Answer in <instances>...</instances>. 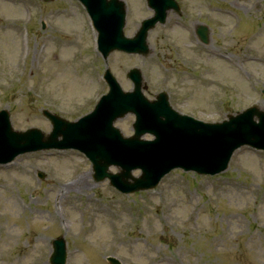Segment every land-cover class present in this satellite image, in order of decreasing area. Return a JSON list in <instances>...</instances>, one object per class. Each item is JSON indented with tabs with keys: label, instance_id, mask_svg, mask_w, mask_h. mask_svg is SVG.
Returning <instances> with one entry per match:
<instances>
[{
	"label": "rangeland",
	"instance_id": "obj_1",
	"mask_svg": "<svg viewBox=\"0 0 264 264\" xmlns=\"http://www.w3.org/2000/svg\"><path fill=\"white\" fill-rule=\"evenodd\" d=\"M126 1L124 32L130 37L149 12L141 0ZM179 1L196 25L209 24L207 47L192 45L170 21L149 33L148 57L112 53L104 62L91 58L90 31L70 0L41 3L43 11L31 0H0V110L8 111L13 130L47 133L43 109L68 120L90 112L107 90L100 78L105 65L123 90L131 89L125 73L140 69L148 99L166 91L174 108L207 121L258 103L264 64L246 62L249 56L264 61V0L261 6L257 0H222L240 11L231 20L208 9L213 0ZM23 4L31 9L25 14L31 18L29 37L20 33ZM199 15L206 18L198 22ZM45 20L60 24L65 35L57 31L54 40L53 30L40 29ZM208 52L229 54L261 83L252 89ZM257 108L264 111V97ZM132 121L127 116L114 126L126 137ZM182 174L172 171L154 191L123 197L107 182L94 183L89 163L76 152L17 157L0 168V264H49L57 237L67 243V264H107V257L121 264H264V153L241 148L224 173L197 182L183 174L186 184ZM85 176L81 187L74 183Z\"/></svg>",
	"mask_w": 264,
	"mask_h": 264
},
{
	"label": "water",
	"instance_id": "obj_2",
	"mask_svg": "<svg viewBox=\"0 0 264 264\" xmlns=\"http://www.w3.org/2000/svg\"><path fill=\"white\" fill-rule=\"evenodd\" d=\"M114 5H108L106 6L108 9L114 10L117 14L118 12L121 14L122 12V8L120 5H116L115 3H113ZM100 8L103 9V6H99ZM116 15V14H115ZM95 17L96 20L99 24V26L101 27V29H105V30H110L113 34L116 33V28L114 27H109L108 24V20L106 18V16L104 14H102L101 12L96 11L95 13ZM116 17H118L116 15ZM144 33L145 36V30L142 31ZM131 96H135L131 95ZM104 101H106L107 103L104 104L102 107H99L97 109V111L90 116L87 120H85L83 123H81L79 125L82 126L83 124L87 123L89 120L91 122V125L95 127L97 133L99 135H104V136H108V132H109V126L111 124L112 121H114L117 117L123 115L126 110L130 109L128 106L131 102L126 101L124 103H121V101L118 103L117 102V98H104ZM139 102L138 100L132 101V103H136ZM153 105H149L147 106V108L151 109L153 112V115L155 116L156 119H159L161 116L166 115L168 112L165 109L162 108H152L151 106ZM261 119H264V115H261ZM162 118V117H161ZM0 119L2 121V131H8V124H7V114L5 112L0 114ZM53 121L56 123V119L52 118ZM166 119L168 122L173 123L175 122L173 119L175 118H171L168 115L166 116ZM245 121H250V117H243L241 120V123L245 122ZM251 122V121H250ZM233 123L231 124H226V128H229V126H231ZM250 124V123H249ZM57 125V123H56ZM181 127L178 128V132L182 135H186L187 137L193 139V141H195V137L198 140L201 141H212L211 145L216 144L218 147V150L213 151L212 154L210 155H205L203 157L198 158L194 155V158L196 161L200 162H207L209 163V165H211L210 161L215 160V163L213 164L215 168H222L225 166L224 163H226L229 155L231 154L232 150L239 145V140L238 139H233L237 141V145L236 143H232L231 145H228L226 142V137H227V133L226 130H220L216 133L211 132V131H203L201 129H199L198 127L191 125V124H182L180 125ZM1 128H0V145H1V139L4 140L2 134H1ZM139 129L141 128L140 126L138 127ZM57 132H60V129L57 128L56 130ZM64 133V132H63ZM70 133H73V130L70 131ZM6 136H8L10 133H5ZM30 134H27L25 136H18V137H11L10 140H8V143L12 144L15 146L16 149L19 150V152H23V151H31V150H37L38 146H40V139H36V135L33 134L32 136H28ZM36 144V145H33ZM157 145H160L158 140L156 142L153 143H146L143 144L142 146V151H146L150 146L155 147ZM236 145V146H235ZM235 146V147H234ZM219 152H221L222 154H220ZM219 155V156H218ZM205 159V160H203ZM210 160V161H207ZM107 164V163H106ZM104 164V166L106 165ZM174 164L173 161H169L166 163V165H163L159 168V170L155 173V177L157 178L162 172H164L167 168H170L172 165ZM200 165V164H199ZM197 166V169L199 170H205L204 168H202L201 166ZM62 243V242H61ZM63 244V243H62ZM54 245L57 247L59 244L58 243H54ZM65 254H64V248L60 249L59 251L54 252V254L52 255L51 258V263L52 264H62L63 263V258H64Z\"/></svg>",
	"mask_w": 264,
	"mask_h": 264
},
{
	"label": "bare ground",
	"instance_id": "obj_3",
	"mask_svg": "<svg viewBox=\"0 0 264 264\" xmlns=\"http://www.w3.org/2000/svg\"><path fill=\"white\" fill-rule=\"evenodd\" d=\"M87 180V176H85V178L81 179V180H77V182L75 183L77 186H81L84 184V182H86Z\"/></svg>",
	"mask_w": 264,
	"mask_h": 264
}]
</instances>
